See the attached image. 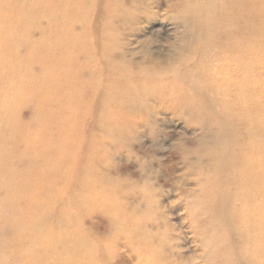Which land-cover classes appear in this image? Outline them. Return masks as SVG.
Returning a JSON list of instances; mask_svg holds the SVG:
<instances>
[{
	"label": "bare ground",
	"instance_id": "6f19581e",
	"mask_svg": "<svg viewBox=\"0 0 264 264\" xmlns=\"http://www.w3.org/2000/svg\"><path fill=\"white\" fill-rule=\"evenodd\" d=\"M105 1L116 3V0ZM88 2L3 0L1 3L10 8H2L4 19L22 21L26 18L34 23L49 18L54 30L44 33L40 40L28 37L25 42L32 47L28 50L18 45V50L25 51L20 53V63H25L20 70L14 68L15 60L2 54L10 42L0 44V66L2 62L9 65L3 78L9 85L6 90L2 88L0 71V246L11 260L5 261L1 254L0 264H100L97 252L100 242L96 237L83 240L76 231L64 237L66 229L64 232L42 229L49 210L59 221L53 219L50 227L58 230L60 223L79 224L74 213L87 215L92 208L90 202L96 201L91 198L98 193L93 185L85 186L82 195L67 201L52 189L42 190L43 181L60 172L70 175L76 161L84 159L79 151L84 146L82 137L85 135L79 137V125L71 116L73 112L90 113V105L84 100L82 103L81 95L105 94L107 99H102L105 102L101 104L99 118L106 124L108 119V125L120 129L121 123L113 124L109 117L114 110V100L124 99L128 91L140 94L142 87L135 77L131 81L126 79L131 73L116 71L114 63L107 66L105 39L101 41L104 53L95 55L87 39L90 31L83 32L84 40L78 34L82 22L88 20L85 17L90 11ZM67 4L72 5L71 11L66 8ZM99 6L102 7L101 1ZM69 15L75 18H68ZM200 18L215 40L203 42L205 45L199 52L202 55L206 50H213L196 70L202 72L205 82L194 102L204 110V117L212 126H220L216 135L221 145L212 154L208 171L214 176L209 179L208 187L220 185L225 192L220 198H225L226 203L221 213L210 214L215 223L209 229L207 244L213 245L211 248L216 247L215 243L226 245L224 252L228 251L233 257V261L228 260L226 264L235 261L264 264V0H209ZM4 28L2 21V30ZM228 32L233 38H219L221 33ZM49 37L55 38L57 51V54L54 50L49 54L56 55L52 64L45 63L43 52L37 50ZM102 37L108 38V35ZM35 66L39 67L38 72ZM84 67L94 70L80 73ZM62 91L67 92L63 101L60 100ZM57 101L64 104L60 111L51 108L52 102ZM24 102L35 117L44 115L45 121H27L24 125L16 120ZM253 131L255 137L243 136ZM2 138L7 148L4 155ZM209 191L205 190L214 199V191ZM215 206L218 208L217 203ZM6 233L11 234L7 239ZM148 262L152 264V259Z\"/></svg>",
	"mask_w": 264,
	"mask_h": 264
},
{
	"label": "rangeland",
	"instance_id": "374dc122",
	"mask_svg": "<svg viewBox=\"0 0 264 264\" xmlns=\"http://www.w3.org/2000/svg\"><path fill=\"white\" fill-rule=\"evenodd\" d=\"M2 1L0 44L10 42L2 54L15 60L14 68L20 70L25 64L20 63V53L32 48L25 40L28 37L40 40L44 33L50 34L54 30V23L49 18L34 23L26 18L22 21L4 19L6 15L2 10L10 8L2 5ZM100 1L102 7L99 6ZM208 2H88L90 11L85 13L88 20L87 23L82 22L84 24L78 34L83 38V32L90 31L86 33L89 34L87 39L92 52L101 55L108 50L105 54L107 66L114 63L118 68L116 71L131 73V77L128 75L130 78L126 79L131 81L135 77L142 87L140 94L128 91L124 99L114 100V110L109 117L113 124L121 123L120 129L108 125V119L106 124L99 118L101 104L105 102L102 99H107L105 94L81 95L82 103L84 100L90 105V113L73 112L71 116L79 125V137L85 135L82 137L84 146L79 151L84 159L76 161L78 163L70 175L60 172V175L43 181L42 190L52 189L67 201L82 195L85 186L93 185L98 188L97 196L91 195L96 201L90 202L92 208L87 215L74 213L79 224L60 223L58 230L50 227L53 219L59 221L49 210L42 229L55 232L66 229L64 237L76 231L83 240L96 237L100 242L97 249L100 264H151L149 258L152 264H226L228 260L233 261L232 255L224 252L227 249L225 244L215 243V248L207 244L209 229L215 223L210 214L218 215L226 205L225 198H220L225 194L220 185L208 187L209 179L214 176L208 171L212 154L221 145L216 135L220 126H212L204 117V110L194 102L205 82L202 72L197 73L196 70L213 50H206L202 55L199 52L205 45L203 42L215 40L214 34L207 33L208 28L200 18L203 6ZM66 8L71 11L72 5L67 4ZM68 18L75 16L69 15ZM2 21L6 27L4 30ZM103 34L108 38L102 37ZM228 36H231L229 32L221 33L219 38ZM49 38V41L41 42L37 50L43 52L45 63L52 64L56 55L49 54L53 50L57 54V51L54 49L55 38ZM104 39L107 46L103 51L101 41ZM18 45L23 50H18ZM7 65L2 62L0 66L2 88L5 90L9 87L3 79L4 71L9 70ZM34 69L39 71L38 66ZM85 69L80 73L94 70L93 67ZM66 93L61 92V101L67 97ZM52 103L54 111L62 110L63 102ZM22 105L16 120L24 125L27 121H45L44 115L35 117L26 102ZM251 134L244 133L243 136L256 135L254 131ZM4 143L2 138L3 155L7 151ZM62 187L64 189L60 190ZM207 188L210 193L214 191L217 198L211 199L205 192ZM10 235L6 233L5 239ZM1 254H4L5 261H11L0 246ZM231 264L250 263L235 261Z\"/></svg>",
	"mask_w": 264,
	"mask_h": 264
}]
</instances>
